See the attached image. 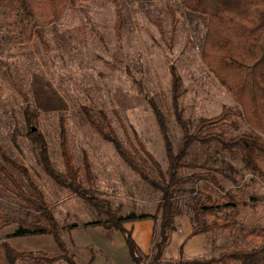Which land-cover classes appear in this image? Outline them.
Segmentation results:
<instances>
[{
    "label": "rangeland",
    "instance_id": "1",
    "mask_svg": "<svg viewBox=\"0 0 264 264\" xmlns=\"http://www.w3.org/2000/svg\"><path fill=\"white\" fill-rule=\"evenodd\" d=\"M37 22L41 24L40 31L30 38L27 32L22 33L23 29L30 30V25L21 29L20 23L12 29L14 39L0 38V149L5 157L27 170L60 226L75 223L81 241L113 246L120 252L124 249L127 254L118 230L84 226L97 218L95 209L46 173L37 144L26 136L24 111L29 110L43 134L51 164L57 172L64 170L59 147V131L64 130L82 184L88 186L85 176V165H88L97 196L107 199L122 215L147 214L144 218L124 221L139 248L141 261L147 264L159 237L161 191L118 155L113 145L88 122L82 107L104 111L129 149L128 138L135 143L133 136L137 135L165 170L168 165L165 143L147 98H153L164 113L168 136L175 146L181 133L171 109V65L181 79L179 105L190 126L201 117L216 116L223 107L236 106L231 94L201 60L206 18L187 11L179 0H77L54 25H47L44 20ZM8 33L11 34L10 30ZM137 80L143 93L137 88ZM237 120L239 129L230 125H224V129L228 133L250 130L242 119ZM185 158L206 160L222 168L225 175L218 176L223 178L225 188L237 195L264 196V176L250 173L235 153L215 145L194 143ZM9 167L30 191L23 173L17 167ZM193 171L197 170L182 167L179 175ZM217 192L208 185L203 189L205 194ZM194 195L185 189L176 191L177 229L171 234L161 262L155 264L187 258L208 259L232 241L251 247L244 230L264 227V200L248 201L235 208L239 211L235 228H213L184 241L196 219L190 210ZM0 211L22 217L28 213L23 201L2 188ZM15 228L12 224L0 231L1 245L5 233ZM70 231L61 230L67 244Z\"/></svg>",
    "mask_w": 264,
    "mask_h": 264
},
{
    "label": "trees",
    "instance_id": "2",
    "mask_svg": "<svg viewBox=\"0 0 264 264\" xmlns=\"http://www.w3.org/2000/svg\"><path fill=\"white\" fill-rule=\"evenodd\" d=\"M76 2L77 0H0V38L14 39L12 29L19 23L23 24L21 29L30 25L28 27L30 30H22V33L27 32L26 35L30 38L40 31L38 29L41 24L37 20H44L47 25L52 26L61 19L64 10ZM179 2L187 11L206 18L201 60L231 94L236 106L223 107L216 116L201 117L194 126H190L179 105V97L182 94L181 79L175 66L171 65V109L181 133L175 146L169 139L164 113L153 98H147L165 143L168 161L165 170L137 135L133 136L135 143L128 138L131 147L129 149L118 137L109 116L104 111L94 112L89 107H82L88 122L113 145L118 155L153 188L161 191L159 237L153 244L151 260L147 264L161 262L171 234L177 229L175 217L179 212V205L175 195L178 189L195 194L190 210L196 219L192 224V232L184 241L213 228L229 230L235 228L239 217V211L235 208L238 205H244L248 201L256 203L264 200L262 195L240 196L231 189H226L223 178L218 176L219 173L225 175L222 168L210 165L206 160L185 158L188 148L194 143L215 145L225 152L237 154L243 167L250 173L264 176V0H179ZM8 30L11 32L10 35ZM136 84L138 90L143 93L141 83L137 80ZM24 116L27 124L26 136L37 144L40 162L46 173L56 183L67 187L95 209L97 218L86 222L84 226H102L105 229L118 230L124 238L133 262L143 264L132 232L124 226V221L144 218L147 214L129 212L122 215L118 208L111 207L107 199L97 196L93 189V175L88 165H85L88 186H84L80 180L79 169L73 162L67 136L62 129L59 131V147L64 170L55 171L44 136L36 127L28 109L24 111ZM237 119H242L250 130L228 133L223 126L230 125L239 129ZM9 166L17 167L23 173L28 180L30 191L24 188ZM182 167H190L197 171L179 175V169ZM185 185L189 187L186 189ZM207 185L218 192L214 195L203 193ZM0 188L23 201L28 209L26 217L0 211V231L12 224L16 225L14 230L2 237V246L9 263L14 264L17 259L27 258L31 264H50L57 259H63L68 264H77L72 251L61 237V230L69 231L77 225L71 223L60 226L45 201L43 192L32 182L27 170L5 157L1 149ZM37 234L51 235L59 251L57 253L16 251L4 240L8 237ZM244 235L252 243L251 247L232 241L216 256L208 259H177L170 264H264V227L246 229ZM182 244L178 248L180 257L183 252Z\"/></svg>",
    "mask_w": 264,
    "mask_h": 264
},
{
    "label": "crops",
    "instance_id": "3",
    "mask_svg": "<svg viewBox=\"0 0 264 264\" xmlns=\"http://www.w3.org/2000/svg\"><path fill=\"white\" fill-rule=\"evenodd\" d=\"M80 234L81 233L78 232V228L75 227L71 229L67 237L68 239L67 242L69 244L67 245L72 251L75 261L78 262L79 264H124L125 261L126 264H134L133 260L129 255L127 246H126L127 249V254H126L124 249H121L122 252H120L117 250L116 247L113 246L112 247L109 246L107 247V245L95 246L91 242L88 243V241L86 240L85 242H83L81 241L82 238L79 236ZM4 240L8 241L10 246L16 249L17 251L40 250L49 253H56L59 251L58 245L56 244L53 237L49 234L14 236V237H8ZM83 259L86 260L84 263H83ZM0 264H11L7 261L3 246L1 244H0ZM14 264H31V261L22 258V259H17ZM39 264H43V263H39ZM50 264H68V263L63 259H57Z\"/></svg>",
    "mask_w": 264,
    "mask_h": 264
}]
</instances>
